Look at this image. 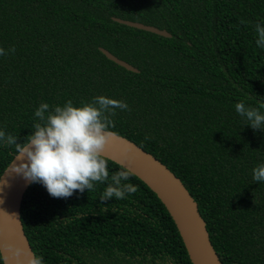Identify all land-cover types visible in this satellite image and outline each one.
<instances>
[{
  "label": "trees",
  "instance_id": "trees-1",
  "mask_svg": "<svg viewBox=\"0 0 264 264\" xmlns=\"http://www.w3.org/2000/svg\"><path fill=\"white\" fill-rule=\"evenodd\" d=\"M258 22L264 0H0V47H15L0 56V130L22 142L41 103L80 106L101 95L127 102L131 111H117L111 131L182 180L222 263L264 264V183L253 180L264 131L235 111L244 101L264 112ZM15 156L0 144V178ZM108 167L121 168L109 159ZM128 182L139 190L103 205L106 185L65 199L32 183L22 221L35 255L44 264H192L160 199L135 175Z\"/></svg>",
  "mask_w": 264,
  "mask_h": 264
},
{
  "label": "clouds",
  "instance_id": "clouds-1",
  "mask_svg": "<svg viewBox=\"0 0 264 264\" xmlns=\"http://www.w3.org/2000/svg\"><path fill=\"white\" fill-rule=\"evenodd\" d=\"M255 34L257 47L264 49V24L256 23ZM14 53L15 47H0V56ZM117 111L131 109L127 102L103 95L80 106L71 100L56 106L41 103L35 110L34 131L21 142L19 137L0 130V144L15 148L12 170L31 183H41L54 198H70L77 190L83 194L102 184L106 185L99 197L102 205L113 198L123 200L139 187L128 182L134 175L131 168L121 165L120 170L110 172L108 167L105 152L114 135L111 117ZM235 111L252 129L264 131V112L260 108L240 101ZM253 180L264 183V164L253 169ZM14 255H23L27 264H44L43 257L22 248H16Z\"/></svg>",
  "mask_w": 264,
  "mask_h": 264
},
{
  "label": "water",
  "instance_id": "water-1",
  "mask_svg": "<svg viewBox=\"0 0 264 264\" xmlns=\"http://www.w3.org/2000/svg\"><path fill=\"white\" fill-rule=\"evenodd\" d=\"M113 20L166 38L172 36L166 30L143 23L119 18H113ZM100 51L117 65L128 71L139 73L137 68L107 49L100 48ZM105 155L116 164L131 168L134 175L160 199L180 233L192 264H223L211 241L198 203L176 174L154 155L116 133ZM14 160L15 157L0 178V254L4 264H27L23 255L17 258L14 252L16 248H22L27 253L35 255L22 221L23 200L32 183L22 174L12 170Z\"/></svg>",
  "mask_w": 264,
  "mask_h": 264
}]
</instances>
